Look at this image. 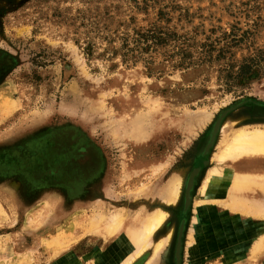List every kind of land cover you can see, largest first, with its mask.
Wrapping results in <instances>:
<instances>
[{"label":"rangeland","instance_id":"rangeland-1","mask_svg":"<svg viewBox=\"0 0 264 264\" xmlns=\"http://www.w3.org/2000/svg\"><path fill=\"white\" fill-rule=\"evenodd\" d=\"M220 115L222 125L264 127V0H0V142L8 141L0 150L70 119L110 165L105 188L84 202L41 190L28 197L19 182H0V264H62L102 251L83 220L100 207L139 206L166 212L152 241L172 229L155 264H176L181 224L179 264H264V249L246 256L264 236V197L261 212L244 217L216 202L230 219L212 229L220 235L203 243L193 234L196 201L213 198L200 188L229 131L204 152ZM134 119L145 132L137 141L126 129ZM192 173L186 210L183 188L172 203L161 197ZM151 255L148 247L131 264Z\"/></svg>","mask_w":264,"mask_h":264},{"label":"bare ground","instance_id":"bare-ground-1","mask_svg":"<svg viewBox=\"0 0 264 264\" xmlns=\"http://www.w3.org/2000/svg\"><path fill=\"white\" fill-rule=\"evenodd\" d=\"M221 116L212 124L204 152H207V149L212 146L220 130L222 132L227 127L229 131L222 133L221 140H217V143L218 141L219 143L213 154L214 166L206 174L207 176L199 191L200 195L203 196L208 189L212 188L211 194L213 198L209 200V204L200 205L203 201L199 200L200 198L195 203L197 216L194 229H197V231H193V234L195 233L197 240L202 238L203 243L208 238L220 235L219 232V235L216 236L214 233L216 231L212 230L213 228L217 227L219 230L218 225L221 226L222 223L230 221L226 212L224 216H220L216 212V202L223 200L224 206L226 204L228 208L240 210L236 215L240 217V214H242L243 217L247 214L256 215L260 213L261 208L258 203L261 200L263 202L264 197V127L249 125H234L236 127H231L232 125H222ZM127 128L129 129L128 135H131V138L135 141L141 140L145 136L140 119L129 121L126 124ZM136 168L138 170L141 166L139 168L136 166L134 169ZM192 183L193 173L182 178L177 177L170 185L166 186L164 195L161 197H166L165 199L172 203L179 194L181 187L183 188L184 202L188 203L191 200L188 191L192 187ZM143 190L144 188H141L139 192ZM139 207L134 210L131 207L119 210L117 208L111 212L103 210V207H100L99 210L97 209L98 211L94 212L91 218L83 220V226H85L86 233L91 239L100 240L103 243L102 251H99V247H95L93 251L97 252H92V255L80 260L74 257H68V259L61 257V260H65L62 264H131L148 247L152 248V255L151 257L148 256L149 260L146 264H155L157 260L155 261L154 258L159 254L161 248L169 243L172 229L167 231L165 236L152 241L153 235L166 219V212L162 207H154L153 209H148L145 206ZM182 229L181 224L178 228V237L182 234ZM193 234L190 233V235ZM244 234L249 242V227L246 226ZM176 247L173 257L175 263H178L179 244L176 243ZM263 249L264 236L254 243L251 253L249 252L250 255L245 254L248 261L249 256L251 259H255L256 254H261L264 251Z\"/></svg>","mask_w":264,"mask_h":264},{"label":"flooded vegetation","instance_id":"flooded-vegetation-1","mask_svg":"<svg viewBox=\"0 0 264 264\" xmlns=\"http://www.w3.org/2000/svg\"><path fill=\"white\" fill-rule=\"evenodd\" d=\"M109 168L101 144L70 119L55 118L50 125L0 150V182H19L28 197L41 190L64 202L88 201L105 188ZM5 170L6 176L2 175ZM45 178L55 183L37 184Z\"/></svg>","mask_w":264,"mask_h":264},{"label":"water","instance_id":"water-1","mask_svg":"<svg viewBox=\"0 0 264 264\" xmlns=\"http://www.w3.org/2000/svg\"><path fill=\"white\" fill-rule=\"evenodd\" d=\"M7 142H8V141H6V142H0V143H7ZM0 145H2V144H0ZM0 186H2V187H3V186H4V187L6 186V187H7L6 184H5V185L2 184V185H0ZM1 190H2V189H1ZM190 191H191V188H190L189 191H188L189 194H190ZM189 203H190V201H189L188 203H185V202H184V210H186V209L188 208ZM182 226H183V224H182ZM179 239H180V235H179V237H178V241H177V244H179L178 255H179V252H180V242H179ZM176 248H177V247H176ZM175 255H176V254H175ZM179 259H180V256H179L178 261H177L178 263H176V264H179Z\"/></svg>","mask_w":264,"mask_h":264},{"label":"crops","instance_id":"crops-1","mask_svg":"<svg viewBox=\"0 0 264 264\" xmlns=\"http://www.w3.org/2000/svg\"><path fill=\"white\" fill-rule=\"evenodd\" d=\"M249 200V199H248ZM247 216H248V214H247ZM250 216V215H249ZM244 217V216H243Z\"/></svg>","mask_w":264,"mask_h":264}]
</instances>
